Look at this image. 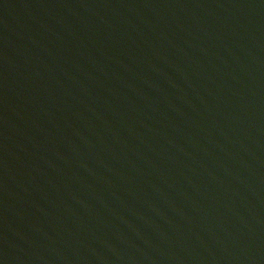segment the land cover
<instances>
[{"label": "water", "instance_id": "95a60500", "mask_svg": "<svg viewBox=\"0 0 264 264\" xmlns=\"http://www.w3.org/2000/svg\"><path fill=\"white\" fill-rule=\"evenodd\" d=\"M0 264H264V0H0Z\"/></svg>", "mask_w": 264, "mask_h": 264}]
</instances>
